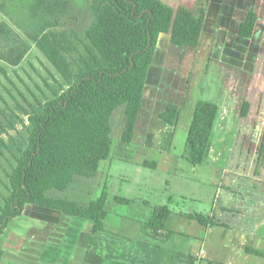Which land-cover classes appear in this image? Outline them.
<instances>
[{
  "label": "rangeland",
  "instance_id": "rangeland-1",
  "mask_svg": "<svg viewBox=\"0 0 264 264\" xmlns=\"http://www.w3.org/2000/svg\"><path fill=\"white\" fill-rule=\"evenodd\" d=\"M11 1L13 0H0V7L10 13L7 15L0 9V23L10 32L8 35L0 34V212L10 193L9 176L20 154L17 145L23 146L30 132V122L27 114L20 109V104L30 111V104L38 106L39 101L54 98L57 93L61 94L69 87V83L36 46L32 37L34 30L31 19L26 21V15L21 19L23 12L28 14L32 11L33 6L29 4L37 0H29L18 11L12 9ZM48 2L49 0L46 3ZM168 2L183 5L192 11H196L199 5H206L208 9L210 4V0ZM91 3L92 0H68L65 11H58L57 25L53 29L73 30L83 34L92 21ZM222 4L229 8V12L225 11V14L235 21H241L253 7L257 11L259 23L252 37L240 40L237 32V36H233L236 41L245 45L233 54L238 60L242 58L244 61L246 52L253 51L256 54L252 59L254 64L240 65L239 62L214 56L202 65L201 60L194 62L198 52L195 53L185 45V57L177 70L187 76L192 70L191 97L197 101L216 103L220 107L208 158L197 165L187 161V156L186 159H180L177 162L180 170L176 176L173 173L166 175L150 167L137 173L133 163L128 160V155L123 152L126 151L125 148L122 153L113 149L111 158L100 165L102 170L106 168L104 179L106 181L107 177L109 180L110 192L132 198L131 203L135 206L130 205L131 210L138 209V213L143 214L145 206L149 204L168 205L172 210L171 221L169 224L167 222L168 229L182 234L175 233L174 239H171V235L166 242L153 239V244L154 241L159 243L155 245L153 264H170L167 255L177 249L175 245L178 241L186 240L188 246L189 242L194 241L191 237L200 233L201 225L190 218L191 213L215 216L221 224L225 223L234 229L241 227L264 232V0H219V5L211 12L214 23ZM222 34L223 41H226L227 32L221 31L220 37ZM210 35L205 34V39L210 46H214L216 36ZM75 42L76 47L67 56L73 70L77 71L82 65L80 56L87 55V42L83 39ZM23 49L26 50L16 65L4 56H15ZM178 52L179 58L180 51ZM242 52L244 55L241 56ZM185 80L183 83L186 84L189 78ZM223 110L228 112L223 113ZM184 111L172 137L175 139L172 149L176 154L182 155L186 149L189 151L186 139L189 127L187 106ZM245 111L248 112L246 115L243 114ZM143 200L148 204L143 203ZM117 202L110 201V215L119 208H125ZM26 206V213L16 221L11 220L5 229L6 233L2 235L0 245L6 251L7 259L0 264H69L74 240L66 238L65 241L63 237L60 245L56 244V240L55 243L51 242L58 248L48 245L50 241L46 238L50 236L49 230L46 232L47 236L43 237L45 240L40 238V231L30 232V228L27 230L29 220L34 218L30 216L31 207ZM181 214L187 215L183 222L178 217ZM73 226L76 233L77 227ZM39 228L33 225L31 229ZM204 237L208 240L211 236L203 234L199 239ZM216 237H212L213 243ZM41 256L46 257L42 260ZM253 264H264V258L256 257Z\"/></svg>",
  "mask_w": 264,
  "mask_h": 264
},
{
  "label": "trees",
  "instance_id": "trees-1",
  "mask_svg": "<svg viewBox=\"0 0 264 264\" xmlns=\"http://www.w3.org/2000/svg\"><path fill=\"white\" fill-rule=\"evenodd\" d=\"M29 0L11 1L18 11ZM37 0L30 13H22L26 21H32V35L36 46L69 83L67 90L38 106L30 104V111L20 104L27 114L30 132L25 144L17 145L19 155L9 176L10 193L0 212V242L9 222L19 217L26 205L32 204L60 211L63 214L88 220L91 227L90 243L94 234L104 228L107 216L109 190L104 184L99 196L87 206L75 200L53 198L46 195L49 189H65L76 175L92 177L99 170L101 161L109 158L112 145V129L107 120L109 102L125 98L141 101V87L131 79L140 75L145 62H150L158 36L171 32L181 44L197 47L207 14V6L199 5L192 11L183 5L178 8L161 0H92V21L83 34L70 30H55L58 11H65L68 0ZM46 4V5H45ZM45 5V6H44ZM7 15L9 11L0 7ZM39 11L42 13L39 14ZM257 11L249 9L240 21L237 34L252 37L257 21ZM10 32L0 23V34ZM85 40L87 55L80 56L81 68L74 71L68 54L76 47L75 40ZM23 49L15 56L4 55L17 64ZM180 106L168 103L160 118L176 125ZM219 113L216 103L199 100L187 131L188 161L197 165L205 161L210 146L215 121ZM243 114H247L245 111ZM133 128L127 129L123 139L130 142ZM144 165H150L145 161ZM150 167H156L155 163ZM116 200H131L117 195ZM172 213L168 205L153 206L151 217L142 223L141 231L149 237L168 241L173 231L167 222ZM204 226L219 225L215 216L191 213ZM246 250L264 258V254L252 247ZM4 250L0 245V260ZM208 264H214L208 261Z\"/></svg>",
  "mask_w": 264,
  "mask_h": 264
},
{
  "label": "crops",
  "instance_id": "crops-1",
  "mask_svg": "<svg viewBox=\"0 0 264 264\" xmlns=\"http://www.w3.org/2000/svg\"><path fill=\"white\" fill-rule=\"evenodd\" d=\"M161 1L175 8L179 6L168 2V0ZM217 5H219V0H210L199 45L197 47L186 45L189 49H193L195 53L198 52L194 62L195 60L197 62L201 60L200 64L203 65L207 62V59L217 56L229 59L234 63L239 62L240 65L248 64L251 66V64H254L252 59L256 55L253 51L246 52L247 56L244 61L242 58L238 60L233 54V52L239 50V47L245 46L243 42L236 41L235 37L233 38V36H237L236 32L240 21L228 17L225 11L229 12V8L222 4V8L217 15V21L214 23V15L211 12ZM230 12L233 14V9ZM258 23L259 19L254 31H256ZM221 31L223 33L227 32L226 41H223V34L220 37ZM205 34L207 36L211 34L210 37L216 36L214 46L208 44ZM238 38L240 40L246 39L239 35ZM179 41L171 32L160 33L151 61L144 63L140 75L131 76V79L141 87V101L138 111L136 109L138 98H125L108 103L106 115L112 129L113 145L109 158L101 161L100 165L111 158L113 149L122 153L121 151L125 148L126 151L123 152L128 155L127 158L133 163L137 173L152 166V163L156 164L153 170H160L166 175L167 173H173L176 176L179 173L180 165L178 166L177 162L180 159H186L189 151L187 152L186 149L184 155L176 154V151L174 152L172 149L175 143V139L172 137L175 134V128L180 124L182 115L185 113L184 108L187 106V121L190 125L198 102L189 94L193 85L192 70H190L191 73L188 76L183 75L181 71V73L177 71L178 66L183 63L185 57V45ZM178 50L180 51L179 58L177 57ZM242 55H244L243 52ZM188 78L189 80H187ZM185 79L187 80L186 84L183 83ZM188 99L190 102H188ZM168 103L180 106L181 111L177 125H170L160 118L161 112L166 109ZM227 112V110L226 112L223 110V113ZM223 118L225 120V117ZM129 128H133L134 135L132 140L127 142L123 139V134ZM209 153L210 150L207 151L205 160L208 158ZM145 161L150 162V165H144ZM101 170L102 168L99 166L98 172L92 177L76 175L65 189H49L46 191V195L49 197L75 200L81 205L87 206L91 200L99 196L103 185L107 184L109 196L106 208L108 213L104 219V228L97 231L93 236L95 241L93 244L90 243L92 225L88 220L32 204L28 205L31 207L30 216L34 220H29L30 226L27 230L30 228V232L40 231V238L43 240H45L43 237L47 236L46 232L49 230L50 236L46 239H49L50 243L47 244L57 248L59 246L54 244L55 240L56 244L60 245L64 240L63 237H65V241L66 238L73 239V254L69 264H153L152 257L156 249L155 245L159 243L154 241L153 244V238L143 234L141 227L142 223L151 217L153 206L156 205L149 204V206H145L146 210L142 214L138 213V209L131 210L130 205L134 207L135 204L131 203L133 202L132 198L128 196L119 195L130 199V203L117 202V195L110 192L108 178L105 177L106 181L104 179V175L107 173L106 168ZM166 182H169V180ZM110 201L124 205L125 208H119L110 215L108 210ZM144 202L147 203L143 200ZM27 208L28 206L24 208L19 217L12 221L22 217ZM171 215L168 224L171 221ZM186 216L181 214L178 217L183 222ZM192 224L196 225L193 222ZM33 225L39 226V230L31 229ZM73 225L77 227L76 233L73 230ZM200 225V233L197 232L194 237H191L194 241L189 242L187 246L186 240H179L175 245L177 249L167 255L170 264H208V261L214 264H253L255 258L260 256L248 252L247 247H252L264 254V232H255L241 227L234 229L225 223L221 224V222L219 225L214 226H204L201 223ZM175 233L182 234L180 231H175L171 239H174ZM203 234L211 236L210 239L207 240L206 237L199 239ZM74 236L75 238H73ZM214 236H217L214 240L215 243L212 242ZM52 241L54 243H51ZM209 244L211 250H209ZM6 255V251H4L0 263L7 259ZM42 255L44 254L42 253ZM41 257L43 260L46 256Z\"/></svg>",
  "mask_w": 264,
  "mask_h": 264
},
{
  "label": "built area",
  "instance_id": "built-area-1",
  "mask_svg": "<svg viewBox=\"0 0 264 264\" xmlns=\"http://www.w3.org/2000/svg\"><path fill=\"white\" fill-rule=\"evenodd\" d=\"M225 111V110H224Z\"/></svg>",
  "mask_w": 264,
  "mask_h": 264
}]
</instances>
